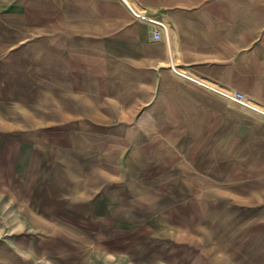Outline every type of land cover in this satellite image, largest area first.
<instances>
[{
  "label": "rangeland",
  "instance_id": "rangeland-1",
  "mask_svg": "<svg viewBox=\"0 0 264 264\" xmlns=\"http://www.w3.org/2000/svg\"><path fill=\"white\" fill-rule=\"evenodd\" d=\"M39 7L0 0V264H264L262 139L245 125L263 115L197 85L223 112L167 91L119 105L107 43L57 59L78 29ZM205 112L230 121H183Z\"/></svg>",
  "mask_w": 264,
  "mask_h": 264
},
{
  "label": "crops",
  "instance_id": "crops-1",
  "mask_svg": "<svg viewBox=\"0 0 264 264\" xmlns=\"http://www.w3.org/2000/svg\"><path fill=\"white\" fill-rule=\"evenodd\" d=\"M39 5L41 10L60 12L56 25L78 29L61 39L65 47L54 48L61 53L56 54L57 59L88 60L89 57L73 45L83 38L107 43L106 49L116 62L114 70L107 72L110 78L105 82L116 85L108 89L116 91L119 105L127 106V97H132L127 95L128 91H134L136 101L143 99V92H155V98H159L160 91H167L173 93V98H186L191 108L204 104L205 108L214 106L223 112L221 109L227 104L206 102L212 98L195 86L214 92L196 82L203 81L219 90L242 92L249 102L264 111V0H39ZM132 11L164 22L167 31L159 40L154 39V26L136 19ZM170 60L175 70L168 69ZM66 71L71 75H86L88 81L89 75L95 73L88 69ZM70 85L76 92L79 90L74 80ZM59 88L56 87L62 90ZM198 95L205 101L201 103ZM62 98V94H56L54 99L62 105ZM160 105L171 104L152 102L153 109ZM153 109L147 117L159 121ZM167 114L161 121H172ZM197 116L183 121H230L218 119L216 115L208 117L206 112ZM245 125L262 139L264 170V115L262 120L253 118Z\"/></svg>",
  "mask_w": 264,
  "mask_h": 264
},
{
  "label": "built area",
  "instance_id": "built-area-1",
  "mask_svg": "<svg viewBox=\"0 0 264 264\" xmlns=\"http://www.w3.org/2000/svg\"><path fill=\"white\" fill-rule=\"evenodd\" d=\"M132 14L136 19L148 22L149 24L154 26L152 30V35H153V38L156 40H159L162 36V33L167 31V26L162 21L156 20L154 18H149L145 16L144 14L134 12V11H132ZM170 67L173 70H175L171 60H170ZM221 91L222 93H218V94L221 95L225 100L235 102L244 108L251 109L261 115H264V111L257 110L254 107H252L251 103L246 99L245 95L242 92H239V91L234 92V91H227V90H221Z\"/></svg>",
  "mask_w": 264,
  "mask_h": 264
},
{
  "label": "bare ground",
  "instance_id": "bare-ground-1",
  "mask_svg": "<svg viewBox=\"0 0 264 264\" xmlns=\"http://www.w3.org/2000/svg\"><path fill=\"white\" fill-rule=\"evenodd\" d=\"M173 64V63H172ZM174 65V64H173ZM174 67V66H173ZM184 75V74H183ZM184 76H186V75H184ZM186 77H188V76H186ZM199 85H202V86H204V87H207L208 89H211L212 91H215V92H217V94L218 93H222V91L221 90H219V89H216L215 87H213L212 85H210V84H207V83H205V82H203V81H196ZM251 103V102H250ZM251 105H252V107H254L255 109H257V110H261V111H263V109L261 108V107H258V106H256V105H254L253 103H251Z\"/></svg>",
  "mask_w": 264,
  "mask_h": 264
}]
</instances>
